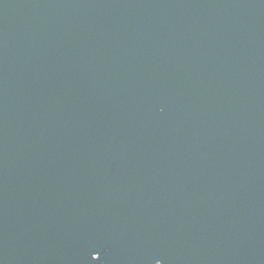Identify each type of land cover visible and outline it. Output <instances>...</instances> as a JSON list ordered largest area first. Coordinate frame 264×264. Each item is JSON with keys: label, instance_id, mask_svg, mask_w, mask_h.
<instances>
[{"label": "water", "instance_id": "1", "mask_svg": "<svg viewBox=\"0 0 264 264\" xmlns=\"http://www.w3.org/2000/svg\"><path fill=\"white\" fill-rule=\"evenodd\" d=\"M0 264H264V0H0Z\"/></svg>", "mask_w": 264, "mask_h": 264}]
</instances>
